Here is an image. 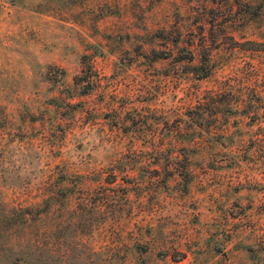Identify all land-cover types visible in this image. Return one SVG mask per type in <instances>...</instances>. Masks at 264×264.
Segmentation results:
<instances>
[{
  "label": "rangeland",
  "instance_id": "374dc122",
  "mask_svg": "<svg viewBox=\"0 0 264 264\" xmlns=\"http://www.w3.org/2000/svg\"><path fill=\"white\" fill-rule=\"evenodd\" d=\"M0 264H264V0H0Z\"/></svg>",
  "mask_w": 264,
  "mask_h": 264
},
{
  "label": "trees",
  "instance_id": "16d2710c",
  "mask_svg": "<svg viewBox=\"0 0 264 264\" xmlns=\"http://www.w3.org/2000/svg\"><path fill=\"white\" fill-rule=\"evenodd\" d=\"M247 42L248 44H251V46L253 47H248V48H255V49H259L260 47V42L259 41H255V40H250V41H245ZM89 76L88 73H85L84 75H77L75 78L77 80V82H82V81H87L89 82L90 79H89Z\"/></svg>",
  "mask_w": 264,
  "mask_h": 264
}]
</instances>
